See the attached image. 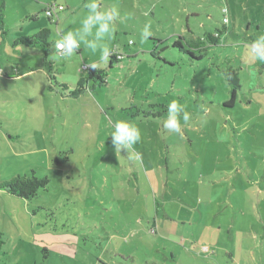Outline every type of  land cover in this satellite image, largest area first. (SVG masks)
I'll return each mask as SVG.
<instances>
[{
    "label": "rangeland",
    "instance_id": "1",
    "mask_svg": "<svg viewBox=\"0 0 264 264\" xmlns=\"http://www.w3.org/2000/svg\"><path fill=\"white\" fill-rule=\"evenodd\" d=\"M87 2L0 0V181L49 178L31 200L0 190V264H264V62L248 48L264 0H99L118 11L108 70L83 46L61 61L52 43L44 61L12 44L76 30ZM223 22L221 46L199 61L172 46ZM94 63L105 84L70 95ZM229 69L240 89L224 107ZM172 100L190 113L180 134L162 127ZM116 120L141 131L128 153L114 151Z\"/></svg>",
    "mask_w": 264,
    "mask_h": 264
},
{
    "label": "clouds",
    "instance_id": "2",
    "mask_svg": "<svg viewBox=\"0 0 264 264\" xmlns=\"http://www.w3.org/2000/svg\"><path fill=\"white\" fill-rule=\"evenodd\" d=\"M87 10L79 20V27L76 30H64L58 33V38L53 41V48L56 52L55 59L68 61L76 56L85 47L92 53H99L100 61L107 64L115 51L109 46L116 32V18L118 11L115 7L103 8L99 0H88L85 4ZM152 35L151 25L145 24L140 34L141 40L146 41ZM133 43V41H129ZM249 54L257 61L264 62V34L257 35L249 44ZM96 69L97 65H88ZM185 123L190 120V113L185 111L184 106L177 100L167 104V114L163 119L162 127L171 133H181V120ZM115 152L133 149L141 141L139 127L127 120H116L112 124L109 134ZM108 135V136H109Z\"/></svg>",
    "mask_w": 264,
    "mask_h": 264
},
{
    "label": "trees",
    "instance_id": "3",
    "mask_svg": "<svg viewBox=\"0 0 264 264\" xmlns=\"http://www.w3.org/2000/svg\"><path fill=\"white\" fill-rule=\"evenodd\" d=\"M226 26L223 25L219 28L217 27L213 31H205L203 34L189 36L187 38L182 35L178 36L172 46L177 48L179 52L187 55L193 62L199 61L209 54L215 46H221L222 37L226 34ZM189 30V29H188ZM51 35V30L49 27H42L38 29L31 36H19L13 40V45H23L29 48L40 47L44 51V61L49 54L50 46L53 42L49 41ZM118 62L115 55L110 57V60L106 66V69L112 68L113 63ZM101 67H96L92 69L89 66L85 67V73L74 85V90L70 91L69 94L72 96H77L89 87L94 88L95 86H101L105 84V79L107 76V70ZM51 83L54 84L55 76L50 68ZM224 76L226 82L229 86V97L223 103L224 107H230L234 105L237 91L240 89L239 78L236 70L229 69L224 71ZM91 83V86L89 85ZM52 84L49 88L51 89ZM64 89L68 85L64 83H59ZM49 178L47 176H36L33 172L32 175H20L17 174L8 180L0 181V190H4L7 193L24 198L26 200H31L35 198L40 189H45L48 186Z\"/></svg>",
    "mask_w": 264,
    "mask_h": 264
},
{
    "label": "crops",
    "instance_id": "4",
    "mask_svg": "<svg viewBox=\"0 0 264 264\" xmlns=\"http://www.w3.org/2000/svg\"><path fill=\"white\" fill-rule=\"evenodd\" d=\"M30 17H32V16H30ZM0 32L2 33L3 32V28L2 27H0ZM17 37H19V36H17ZM16 37V38H17ZM14 40V39H13ZM12 44H13V42H12ZM15 46H17V45H15ZM29 48V47H28ZM7 68H8V70H10V69H12V67L10 66V65H8L7 64V66H6ZM18 69V68H17ZM18 72H19V70H18ZM7 74V73H6ZM0 75H1V69H0ZM22 75V74H21ZM24 75V74H23ZM1 77L2 76H0V79H1ZM5 78V77H4ZM263 95V94H262ZM262 95H261V93H258V94H252L251 95V100H254V101H256V102H258V101H262ZM264 98V97H263ZM251 100H250V102H251ZM250 102H249V104H250Z\"/></svg>",
    "mask_w": 264,
    "mask_h": 264
},
{
    "label": "built area",
    "instance_id": "5",
    "mask_svg": "<svg viewBox=\"0 0 264 264\" xmlns=\"http://www.w3.org/2000/svg\"><path fill=\"white\" fill-rule=\"evenodd\" d=\"M51 8H52L51 6H48V8L45 11L47 13V15H49V16H51ZM58 9L61 10L63 8H62V6H58Z\"/></svg>",
    "mask_w": 264,
    "mask_h": 264
}]
</instances>
